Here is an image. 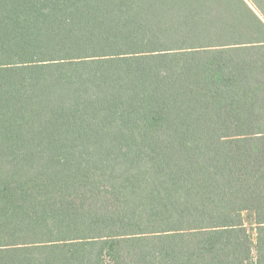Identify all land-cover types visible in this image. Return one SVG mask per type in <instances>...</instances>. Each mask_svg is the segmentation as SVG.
Instances as JSON below:
<instances>
[{
    "label": "trees",
    "instance_id": "1",
    "mask_svg": "<svg viewBox=\"0 0 264 264\" xmlns=\"http://www.w3.org/2000/svg\"><path fill=\"white\" fill-rule=\"evenodd\" d=\"M0 264H264V0H0Z\"/></svg>",
    "mask_w": 264,
    "mask_h": 264
}]
</instances>
